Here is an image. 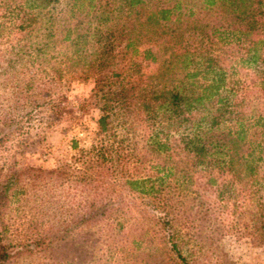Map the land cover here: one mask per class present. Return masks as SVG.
Listing matches in <instances>:
<instances>
[{
  "label": "trees",
  "instance_id": "1",
  "mask_svg": "<svg viewBox=\"0 0 264 264\" xmlns=\"http://www.w3.org/2000/svg\"><path fill=\"white\" fill-rule=\"evenodd\" d=\"M190 1L69 0L60 18L53 12L58 0H3L8 27L25 39L36 34L37 54L48 42L60 48L56 82L66 73L92 79L96 143L83 152V172L71 179L92 191L116 183L138 201L126 211L108 207L109 201L86 203L80 225L104 222L99 232L106 259L123 254L125 263L138 242L158 234L160 263L171 255L187 264L176 221L162 203L165 184L196 196L201 181L219 205L232 210L231 198L255 193L256 161H264V0ZM227 39L242 53L224 49ZM61 98L45 103L53 121L63 117ZM116 117L120 136L113 131ZM135 128L142 130L138 139ZM51 172L68 177L64 168ZM6 202L0 182V264L10 256L2 245ZM132 210L141 228L118 244ZM105 214L114 219L94 221Z\"/></svg>",
  "mask_w": 264,
  "mask_h": 264
},
{
  "label": "rangeland",
  "instance_id": "2",
  "mask_svg": "<svg viewBox=\"0 0 264 264\" xmlns=\"http://www.w3.org/2000/svg\"><path fill=\"white\" fill-rule=\"evenodd\" d=\"M67 1L53 4L57 17L64 15ZM190 3L197 4L196 0ZM226 43L224 49L242 53V46L237 48L228 39ZM39 45L36 34L25 39L8 27L0 0V182L7 188L1 223L2 245L10 255L3 264H186L175 263L171 255V260L160 263L158 234L138 242L133 255L126 253L125 263L123 254L117 255L118 260L117 256L106 259L99 229L103 221L114 219L113 214L93 216L97 223L103 222L96 226L80 225L87 218L88 201L96 206L109 201L108 207L121 205L123 211L138 201L116 183L92 191L71 179L83 172V152L96 143L93 132L99 112L90 98L92 79L66 73L56 82L53 69L61 67L60 48L48 42L37 54ZM58 97L64 114L53 121L45 103ZM117 119L113 131L120 136ZM134 134L138 139L142 130L135 128ZM256 163L254 196L231 198L229 202H236L234 210L230 204L219 205L212 189H204L201 181L196 196L179 193L173 183L164 185L162 203L176 221L183 243L180 252L187 264H264V161ZM55 168H64L68 177L53 174ZM133 211L126 212L127 222L115 238L118 244L125 237H135L141 228ZM150 239L151 248H145ZM163 257L167 259L164 253Z\"/></svg>",
  "mask_w": 264,
  "mask_h": 264
}]
</instances>
